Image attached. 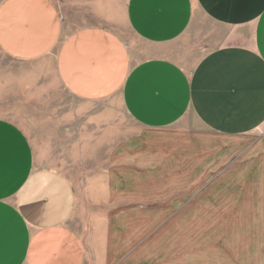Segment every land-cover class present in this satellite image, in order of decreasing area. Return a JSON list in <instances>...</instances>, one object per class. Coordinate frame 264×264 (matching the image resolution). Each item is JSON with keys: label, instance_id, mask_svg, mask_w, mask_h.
Instances as JSON below:
<instances>
[{"label": "crops", "instance_id": "1", "mask_svg": "<svg viewBox=\"0 0 264 264\" xmlns=\"http://www.w3.org/2000/svg\"><path fill=\"white\" fill-rule=\"evenodd\" d=\"M122 15L139 42L179 46L136 61L111 20L0 4L4 54L49 59L88 107L118 96L137 128L122 143L104 113L78 117L113 155L97 166L112 194L92 196L0 118V264H264V0H127Z\"/></svg>", "mask_w": 264, "mask_h": 264}, {"label": "rangeland", "instance_id": "2", "mask_svg": "<svg viewBox=\"0 0 264 264\" xmlns=\"http://www.w3.org/2000/svg\"><path fill=\"white\" fill-rule=\"evenodd\" d=\"M3 1L0 0V4ZM50 1L58 8L64 22L76 28L96 26L106 19L116 23L117 26L112 27L131 46L136 61L169 53L179 46L177 43L157 48L136 40L122 15L127 0ZM97 112L104 113L105 135L121 132L123 143L137 131L118 96L98 107H88L73 100L66 92L49 59L20 61L0 50V118L14 123L25 132L34 145L37 157L46 166L68 176L81 192L88 189L92 196L100 195L101 191L106 194L107 189L111 194L113 191L112 178L98 176L107 174L108 170L97 169L100 164L107 165L113 155L97 152L96 125L90 129L88 124H84L86 128L83 130L94 131L86 136L81 129L83 122L78 119L80 115L96 117ZM140 189L160 194V186ZM77 223L82 229L83 223Z\"/></svg>", "mask_w": 264, "mask_h": 264}]
</instances>
